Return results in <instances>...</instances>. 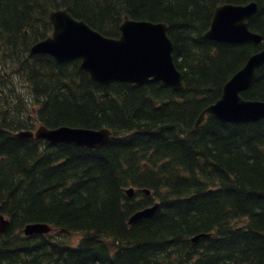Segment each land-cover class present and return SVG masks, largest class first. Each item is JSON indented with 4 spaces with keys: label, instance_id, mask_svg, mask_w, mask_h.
Here are the masks:
<instances>
[{
    "label": "trees",
    "instance_id": "1",
    "mask_svg": "<svg viewBox=\"0 0 264 264\" xmlns=\"http://www.w3.org/2000/svg\"><path fill=\"white\" fill-rule=\"evenodd\" d=\"M246 1L0 0V205L10 219L0 234V264H264V118L232 123L207 114L194 125L257 49L202 36L217 4ZM257 2L249 26L264 41V0ZM57 8L111 37L124 16L168 21L184 87L104 85L77 59L29 55L51 32L48 14ZM243 96L264 100V66ZM35 121L105 126L112 135L99 148L13 135ZM129 186L152 194L136 188L130 197ZM154 200L151 216L128 224ZM28 222L56 230L25 236ZM198 232L210 235L191 242Z\"/></svg>",
    "mask_w": 264,
    "mask_h": 264
},
{
    "label": "water",
    "instance_id": "2",
    "mask_svg": "<svg viewBox=\"0 0 264 264\" xmlns=\"http://www.w3.org/2000/svg\"><path fill=\"white\" fill-rule=\"evenodd\" d=\"M254 2L245 6L223 4L215 9L211 26L206 37L218 41H240L252 39L258 42L259 35L247 30L242 22L255 9ZM53 25L52 36L34 43L31 51L48 53L57 61L81 58L80 67L90 74L92 80L109 84L114 80L146 83L161 80L174 89H181L182 73L178 71L171 56L172 43L166 34V25L144 20L125 19L121 25L119 38L103 36L91 29L84 21L73 18L66 9L50 13ZM259 54L252 55L246 64L225 83L221 101L208 106L204 111L222 121H249L264 116V101L243 100L239 91L251 82L255 69L262 65ZM224 101V102H223ZM202 113L196 124L203 119ZM17 136L44 138L51 143L67 142L88 147H98L105 143L110 130H98L59 126L48 129L39 126L35 133L29 130L16 133ZM131 190L126 193L132 195ZM158 204L135 212L131 222L150 216ZM0 211V232L8 226ZM51 227L47 223H29L23 228L26 235L47 233Z\"/></svg>",
    "mask_w": 264,
    "mask_h": 264
},
{
    "label": "bare ground",
    "instance_id": "3",
    "mask_svg": "<svg viewBox=\"0 0 264 264\" xmlns=\"http://www.w3.org/2000/svg\"><path fill=\"white\" fill-rule=\"evenodd\" d=\"M128 19L129 17L128 16H124V18H123V21L121 22V24H120V31H121V25L124 23V21H125V19ZM48 21L50 22V24H52V22H51V20H50V18L48 17ZM147 21H149V22H151V23H162V24H165L166 25V31H167V29H168V24H167V22H164V21H152V20H147ZM87 24V23H86ZM88 25V24H87ZM50 26V25H49ZM89 26V25H88ZM90 27V26H89ZM91 29H93L92 27H90ZM206 32L207 31H203V33H202V36L204 37V38H206V39H209L208 37H206ZM171 39V38H170ZM172 41V40H171ZM254 43V42H253ZM255 44V43H254ZM258 44L259 45H261L262 47L261 48H258L257 50H256V52H255V54H259V57L262 59V61H261V63L262 64H264V41H263V38L262 39H260L259 41H258ZM33 45L34 44H31L30 45V47H29V55H31V56H33V55H35L36 53L34 52H32L31 51V49H32V47H33ZM6 60V59H5ZM71 60H74V58H71V59H68V60H65L64 62H68V61H71ZM7 61V60H6ZM4 62V61H3ZM9 62V61H8ZM10 63V62H9ZM3 64H5V63H3ZM7 64V63H6ZM9 66V65H8ZM81 68V67H80ZM82 69V68H81ZM83 70V69H82ZM19 77V76H18ZM17 78V77H16ZM22 78V77H21ZM18 80V79H17ZM80 80L81 81H85L84 79H83V77H81L80 78ZM20 81V80H19ZM23 81V80H22ZM18 82V81H17ZM13 83H14V81H13ZM21 83V82H20ZM81 83V82H80ZM85 83V82H84ZM83 83V84H84ZM251 83V82H250ZM24 84V83H23ZM16 85V84H15ZM61 86H62V88L64 89L65 88V85H64V83H61ZM250 86V84L245 88V89H243V92L248 88ZM27 88V87H26ZM25 88V89H26ZM97 89V88H96ZM99 91V90H98ZM19 93H21V92H19ZM87 93H89V92H87ZM23 95V94H22ZM106 95V94H105ZM24 96V95H23ZM22 97V96H21ZM102 97V96H101ZM23 98V97H22ZM32 98L33 97H31V96H28V95H25L24 96V99L26 100V101H31L32 100ZM34 99V98H33ZM43 100V98L42 97H39L38 99H37V102H39L40 104L42 103L41 101ZM188 101V100H187ZM219 101H221V95L215 100V101H213V102H211L210 104H208V106H213V105H216ZM12 102V101H11ZM224 102V101H223ZM15 103V102H14ZM14 103H12V107H13V104ZM18 106V105H17ZM29 106V105H28ZM22 107V106H21ZM20 107V108H21ZM39 107V106H38ZM19 108V109H20ZM31 108V107H30ZM11 109V108H10ZM12 109H14V108H12ZM7 110V109H6ZM28 110V109H27ZM14 111V110H13ZM18 111V110H17ZM16 111V112H17ZM32 111H33V108H32ZM7 112H9V111H7ZM11 112V111H10ZM9 112V113H10ZM13 113V112H12ZM11 114V113H10ZM15 114V113H14ZM13 115V114H12ZM17 115H18V113H17ZM23 115V114H22ZM27 115V114H26ZM207 115V114H206ZM206 115H205V117H206ZM34 116V115H33ZM22 118V119H21ZM2 119V118H1ZM0 119V120H1ZM35 119H36V117H35ZM61 119V118H60ZM14 120V119H13ZM17 120H19V121H23L24 120V115L23 116H21L19 119H17ZM17 120H15V121H17ZM47 120V119H46ZM6 122V121H5ZM14 122V121H13ZM21 122H20V124H21ZM25 122V121H24ZM36 122V121H35ZM16 123H18V121L16 122ZM4 126V125H3ZM14 126V125H13ZM72 126V125H71ZM199 126V125H198ZM121 130V129H120ZM12 131V130H11ZM14 132V131H13ZM203 135V134H202ZM216 137V136H215ZM188 152V151H187ZM198 173V172H197ZM136 188H138V187H136ZM136 188L135 187H133V186H129V187H127L126 189H125V192L127 191V190H131L132 192V195H134L135 194V192H136ZM139 190H141L143 193H146V192H148V191H150L149 189H147V188H145V187H140V188H138ZM165 193V192H164ZM162 211V210H161ZM171 213V212H170ZM172 215V214H171ZM33 223H40V222H33ZM133 222H131L130 221V219L128 218V224L129 225H131ZM56 229H54L53 227L46 233V234H49V233H52V232H54ZM19 232V231H18ZM202 233L203 232H198V233H196L195 235H193L192 237H191V242H196V241H198L201 237H202ZM227 233V232H226ZM82 237V236H81ZM208 237V236H207ZM203 238V237H202ZM60 239V238H59ZM71 239V238H70ZM19 240V239H18ZM66 240V239H65ZM205 240V239H204ZM221 240V239H220ZM200 241V240H199ZM178 242V241H177ZM188 242V241H187ZM172 244V243H171ZM192 244V243H191ZM183 247V246H182ZM174 250V249H173ZM190 253V252H189ZM216 255V254H215ZM179 257V256H178ZM176 258V257H175ZM210 258V257H209ZM55 260V259H54ZM250 261V260H249ZM145 264V263H144Z\"/></svg>",
    "mask_w": 264,
    "mask_h": 264
},
{
    "label": "rangeland",
    "instance_id": "4",
    "mask_svg": "<svg viewBox=\"0 0 264 264\" xmlns=\"http://www.w3.org/2000/svg\"><path fill=\"white\" fill-rule=\"evenodd\" d=\"M26 102H28V101H26ZM33 113H34V112H33ZM21 119H22V118H21ZM78 236H79L78 234L75 236V237H76V239H78Z\"/></svg>",
    "mask_w": 264,
    "mask_h": 264
},
{
    "label": "flooded vegetation",
    "instance_id": "5",
    "mask_svg": "<svg viewBox=\"0 0 264 264\" xmlns=\"http://www.w3.org/2000/svg\"><path fill=\"white\" fill-rule=\"evenodd\" d=\"M205 31V30H204ZM221 43V42H220ZM33 110H36V107H33ZM148 189V188H147ZM150 190V189H149Z\"/></svg>",
    "mask_w": 264,
    "mask_h": 264
}]
</instances>
